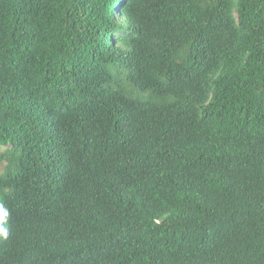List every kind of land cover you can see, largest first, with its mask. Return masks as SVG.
<instances>
[{"label":"trees","instance_id":"obj_1","mask_svg":"<svg viewBox=\"0 0 264 264\" xmlns=\"http://www.w3.org/2000/svg\"><path fill=\"white\" fill-rule=\"evenodd\" d=\"M0 264H264V0H0Z\"/></svg>","mask_w":264,"mask_h":264}]
</instances>
